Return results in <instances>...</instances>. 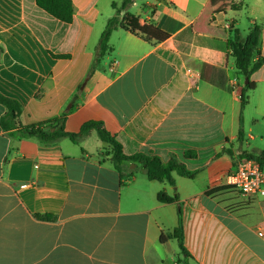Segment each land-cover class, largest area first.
<instances>
[{
    "label": "crops",
    "instance_id": "1",
    "mask_svg": "<svg viewBox=\"0 0 264 264\" xmlns=\"http://www.w3.org/2000/svg\"><path fill=\"white\" fill-rule=\"evenodd\" d=\"M72 1L65 23L36 0H0V92L23 106L4 130L0 104V264H178L177 240L160 237L177 227L180 207L191 264H264V195L243 196L227 182L243 153L264 152V65L241 122L246 78L226 47L231 26L246 35L237 19L245 8L248 29L261 26L264 57V0H235L238 10L225 0H136L121 14L136 34L115 29L96 64L121 0ZM205 65L224 70L227 89L201 77ZM61 117L70 132L102 122L126 155L176 157L199 172L174 173L172 186L135 162L117 169L96 131L77 144L13 135ZM163 190L178 193L181 206L159 202Z\"/></svg>",
    "mask_w": 264,
    "mask_h": 264
},
{
    "label": "trees",
    "instance_id": "2",
    "mask_svg": "<svg viewBox=\"0 0 264 264\" xmlns=\"http://www.w3.org/2000/svg\"><path fill=\"white\" fill-rule=\"evenodd\" d=\"M136 0H121L120 5L117 2H113L112 6L115 9V15L108 20L106 27L100 37V40L96 46V58L95 64L99 63L110 52L112 47L109 44L113 31L117 28H122L131 31L136 34L135 30L130 28L121 19V14L127 12L132 4ZM36 4L39 8L53 16L54 18L65 22L72 23L74 17V5L72 0H36ZM225 9H241V4L236 3L235 0H225ZM209 8L205 9L201 16V19L208 17ZM200 21V20H199ZM209 31L220 34H225V30L207 28ZM229 32H233V37L226 42V47L231 51V55L235 58V66L240 74L249 81L241 89V122L242 111L249 103V93L254 89L255 84L251 80L253 74L264 65V57L260 49V37L261 26L254 24L245 36H242L238 29L233 31L231 26ZM150 40L149 38H146ZM55 58H67L68 55H56L51 53ZM201 77L209 83L222 88L227 89V76L222 69H218L213 66L205 65L201 72ZM0 104L6 108V113L1 118V126L4 130H12L15 127V121L22 115V104L12 98H9L0 92ZM64 117L55 118L52 120L42 121L28 126H23L19 133H13L14 136L19 137H37L43 142H55L59 138L67 137L75 144L90 134L92 131H96L100 140L105 144V155L109 157L117 169H121L125 162H135L138 166L147 174L150 180H155L161 183H168L175 186L174 173L187 178H194L198 174V170L190 171L186 166L181 163L176 157H172L170 160L165 161L157 155H146L137 153L134 155H126L123 152L122 145L119 141L107 131L102 122L89 121L84 123L78 132L66 131L64 126ZM54 129V131H52ZM244 138L242 127L239 131L238 140L242 142ZM230 156H233L231 149L223 151ZM190 152L186 153L187 157H190ZM241 158H250L259 162L264 166V152L256 154L253 152H245L241 155ZM157 200L161 203H176L181 206L178 193L171 196L166 191H160L157 194ZM36 217L41 220H53L54 216L45 214H36ZM178 225L173 232L168 235H162L161 241L165 242L167 239H176L179 247L181 257L178 259V264H191L192 257L186 250L184 239V228L182 219V209L179 208L178 212Z\"/></svg>",
    "mask_w": 264,
    "mask_h": 264
},
{
    "label": "built area",
    "instance_id": "3",
    "mask_svg": "<svg viewBox=\"0 0 264 264\" xmlns=\"http://www.w3.org/2000/svg\"><path fill=\"white\" fill-rule=\"evenodd\" d=\"M227 182L243 196L264 195V166L254 159L241 158L227 176ZM258 236L264 239V228L258 230Z\"/></svg>",
    "mask_w": 264,
    "mask_h": 264
},
{
    "label": "rangeland",
    "instance_id": "4",
    "mask_svg": "<svg viewBox=\"0 0 264 264\" xmlns=\"http://www.w3.org/2000/svg\"><path fill=\"white\" fill-rule=\"evenodd\" d=\"M248 2V1H246ZM238 22H239V28L241 29L242 32H244V34H247L248 31H249V22H248V18L246 16V13H245V8L242 10V12H240L238 14ZM245 132H247L245 130ZM244 134V133H243Z\"/></svg>",
    "mask_w": 264,
    "mask_h": 264
},
{
    "label": "water",
    "instance_id": "5",
    "mask_svg": "<svg viewBox=\"0 0 264 264\" xmlns=\"http://www.w3.org/2000/svg\"><path fill=\"white\" fill-rule=\"evenodd\" d=\"M248 81H249V79H248V78H246V80H245V83H248Z\"/></svg>",
    "mask_w": 264,
    "mask_h": 264
}]
</instances>
